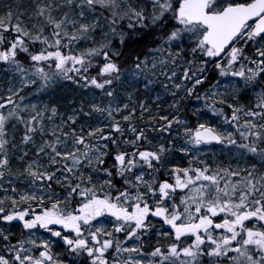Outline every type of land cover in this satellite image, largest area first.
<instances>
[{"label":"snow or ice","instance_id":"snow-or-ice-1","mask_svg":"<svg viewBox=\"0 0 264 264\" xmlns=\"http://www.w3.org/2000/svg\"><path fill=\"white\" fill-rule=\"evenodd\" d=\"M0 264H264V0L0 3Z\"/></svg>","mask_w":264,"mask_h":264},{"label":"rangeland","instance_id":"rangeland-1","mask_svg":"<svg viewBox=\"0 0 264 264\" xmlns=\"http://www.w3.org/2000/svg\"><path fill=\"white\" fill-rule=\"evenodd\" d=\"M207 118V117H205ZM196 120V117L194 115H190L189 117V126H191V123L194 122ZM14 231H19V227L18 228H15ZM57 250L59 251V247L57 248Z\"/></svg>","mask_w":264,"mask_h":264},{"label":"trees","instance_id":"trees-1","mask_svg":"<svg viewBox=\"0 0 264 264\" xmlns=\"http://www.w3.org/2000/svg\"><path fill=\"white\" fill-rule=\"evenodd\" d=\"M8 2V0H0V3H7ZM29 92L30 91H32V89L31 88H29V90H28ZM150 249H146V251H149Z\"/></svg>","mask_w":264,"mask_h":264}]
</instances>
